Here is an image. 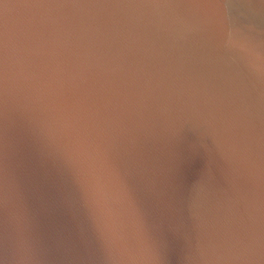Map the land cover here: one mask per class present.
Masks as SVG:
<instances>
[{
    "label": "water",
    "instance_id": "1",
    "mask_svg": "<svg viewBox=\"0 0 264 264\" xmlns=\"http://www.w3.org/2000/svg\"><path fill=\"white\" fill-rule=\"evenodd\" d=\"M0 264H264V0H0Z\"/></svg>",
    "mask_w": 264,
    "mask_h": 264
}]
</instances>
